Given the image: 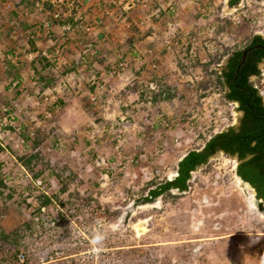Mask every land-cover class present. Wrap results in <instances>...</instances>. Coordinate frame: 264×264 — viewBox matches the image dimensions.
<instances>
[{
    "label": "rangeland",
    "instance_id": "374dc122",
    "mask_svg": "<svg viewBox=\"0 0 264 264\" xmlns=\"http://www.w3.org/2000/svg\"><path fill=\"white\" fill-rule=\"evenodd\" d=\"M222 4L0 0V106L15 117L0 132V231L16 239L0 264L241 262L221 238L241 212L231 193L247 203L226 154L192 172L186 193L136 205L118 226L233 123L210 66L264 34V0L225 16ZM31 58L46 64L35 77ZM252 84L264 95V64Z\"/></svg>",
    "mask_w": 264,
    "mask_h": 264
},
{
    "label": "trees",
    "instance_id": "16d2710c",
    "mask_svg": "<svg viewBox=\"0 0 264 264\" xmlns=\"http://www.w3.org/2000/svg\"><path fill=\"white\" fill-rule=\"evenodd\" d=\"M237 1L238 0H232L233 3H236ZM255 39L257 41H262L261 37L259 36H257ZM261 55H264V52ZM259 60L260 59L257 61ZM30 62L34 67V77L41 74L42 69L46 66L45 63L42 61L39 62V60H35V58H31ZM37 65H39V68H37ZM10 66L12 68L15 66L18 68L17 63H9L8 67ZM235 70L236 65H234L232 69H228L227 71L225 70L222 75H219L217 80L219 86L222 87L223 83L221 81V77H224L225 82L230 87H232L234 90L233 92H235L238 88L235 86V81L233 80ZM251 73L256 76H258L260 73V70L255 66V63L251 64ZM242 84L245 88H248L249 91H255L252 87H248L244 82ZM90 88H96L94 82ZM233 92L227 94L229 99H234V97H236ZM148 93H151V91H148ZM153 96V101H156L158 99L157 95ZM240 109L244 110V115L241 119V126L238 131H236L234 128H229L227 131L213 136L205 144L201 151L189 152L177 163V175L172 180H167L164 183L157 185L155 188L148 190L147 195L142 200L146 203H152L158 197L169 194L172 190H175L178 193L187 192L188 181L191 179L192 172L197 168V166L206 163L208 158L217 150H221L225 154H237L241 162L237 165L235 174L243 182L248 183L255 191V198L257 200H261L259 203V209L264 211V106L261 104V98L255 96L254 93L250 101H247L246 99L241 101ZM11 116L13 119H15L13 114ZM7 127L9 128L10 126L7 125ZM25 139L27 142L30 141L29 143L32 146H37L39 143V141L34 139L28 140V137ZM2 149L4 148L0 144V151H2ZM247 156H250V158L244 160ZM34 157L35 156H31V158H28L24 165L26 164L29 166ZM2 166L3 164L0 163V168ZM36 176L37 175L34 177ZM46 203H48V199L43 202V204ZM13 243H16V239L15 237H12V234H6L0 231L1 252L5 248L4 244L13 245Z\"/></svg>",
    "mask_w": 264,
    "mask_h": 264
},
{
    "label": "crops",
    "instance_id": "0c3cea01",
    "mask_svg": "<svg viewBox=\"0 0 264 264\" xmlns=\"http://www.w3.org/2000/svg\"><path fill=\"white\" fill-rule=\"evenodd\" d=\"M3 90L5 91V87ZM1 108L4 107L1 105L0 109ZM222 154L225 153L223 152ZM226 155L229 156V154ZM236 164L237 162H235V165ZM175 175L176 172L174 173V176ZM174 176L168 177V180L172 179ZM234 179H236L235 171ZM231 194L233 198L231 203L230 200H228L227 207L230 206L232 210H235L236 208V210H241V212H236L238 220L233 214L229 217L230 219H227L230 221L228 227L231 232H228L224 237H221L226 239L224 243H227V247L230 251V254H228L227 257L229 259H241L242 263L238 260L235 261V264H264V216L261 217L258 210L252 208V206H248L247 203L241 199L239 192ZM233 200L236 201L235 204H233ZM247 214L250 215V218H246ZM212 239L214 238H205L204 240L212 241Z\"/></svg>",
    "mask_w": 264,
    "mask_h": 264
},
{
    "label": "flooded vegetation",
    "instance_id": "af4514ba",
    "mask_svg": "<svg viewBox=\"0 0 264 264\" xmlns=\"http://www.w3.org/2000/svg\"><path fill=\"white\" fill-rule=\"evenodd\" d=\"M231 3L232 0H230ZM259 36L261 37L262 41H257L255 38ZM245 52L244 58L243 53ZM264 52V36H261L260 34H254L249 42L246 43L241 49L232 51L231 54L228 55L226 58L225 63L223 64L221 71L219 72L220 75L228 69H232L234 65H236V70L234 73L233 80L235 81V86L238 87L235 92H233V88L230 87L226 82L224 77H221V81L223 83V95H224V101L234 106L233 108L239 112V116L237 119V124L229 126V128H234L236 131L241 126V119L244 115V110L240 109L241 101L247 100L250 101L253 94L255 93V96H258L261 98V104L264 106V101L262 96L258 93L256 86L252 84L253 78H256V75H253L251 73V64L255 63V66L260 70V64L264 63V55H261ZM239 54V56H238ZM261 56V57H260ZM260 59L259 61H257ZM228 68V69H227ZM245 83L248 87H252L254 92H251L248 90V88H245L242 83ZM238 90V91H237ZM234 93L236 97L234 99H229L227 97V94ZM228 128V129H229ZM227 131V130H224ZM223 131V132H224ZM221 133V132H220Z\"/></svg>",
    "mask_w": 264,
    "mask_h": 264
},
{
    "label": "water",
    "instance_id": "95a60500",
    "mask_svg": "<svg viewBox=\"0 0 264 264\" xmlns=\"http://www.w3.org/2000/svg\"><path fill=\"white\" fill-rule=\"evenodd\" d=\"M240 7H243L242 0H238L236 3H231L230 0H223L222 9H221V16H225L226 14H228L233 9L240 8ZM256 34H260L261 36H264V34H262L261 32H257ZM244 55H245V52L243 53V58H244ZM226 58L222 62H220V63H218L216 65L210 66V67L211 68L212 67H215L220 72L223 64L226 61ZM263 64L264 63L260 64V73L263 72ZM253 79H255V78H253ZM257 91H258V89H257ZM259 94L262 96L263 101H264V95H262L261 93H259ZM230 110H231V115H232V118H233V123H231L229 126L237 124V119H238V116H239V112H237L234 108H231ZM229 126L223 127L220 132H223L224 130H227L229 128ZM220 132H218V133H220ZM218 133H215L213 136H215ZM204 146L201 147L199 150H195V151L196 152L201 151L204 148ZM222 153H223V151L217 150L213 155H211L208 158L207 162L210 159H218V157ZM229 156L237 162V164L234 167V171H236V167L241 162V160H239L237 154H233V155H229ZM249 158H250V156H247L244 160H247ZM207 162L204 163V164H201V165L197 166V168L193 172H198L199 169L204 168V166L207 164ZM176 175H177V171H176ZM193 177L194 176L191 174V179L189 181H191L193 179ZM235 178H236L237 186L242 189V192H243L244 196L246 197L247 205L248 206H252L256 210H258L260 212V214H261V217H263L264 216V211H262V210L259 209V203L261 202V200H257L255 198V191L251 188V186L248 183L243 182L236 174H235ZM172 179H170V180H172ZM172 192L178 193L175 190H172ZM143 198H145V196L131 201V203L129 204V206L126 208V210L122 214V221H121V223L118 226H124V224H125V222L127 220V217L130 214V212H131V210L133 209L134 206H136V205H142L143 206V205L146 204V202H144L142 200ZM263 207H264V203H263Z\"/></svg>",
    "mask_w": 264,
    "mask_h": 264
},
{
    "label": "built area",
    "instance_id": "2783aa9c",
    "mask_svg": "<svg viewBox=\"0 0 264 264\" xmlns=\"http://www.w3.org/2000/svg\"><path fill=\"white\" fill-rule=\"evenodd\" d=\"M144 1L147 2L148 0H144ZM153 1H157L158 3H160L161 0H150V2H153ZM54 17H58V14L56 13L54 15ZM121 65L122 64H120V66ZM149 89L150 90L154 89V85L152 83L149 84ZM11 115L12 114L10 113L8 108L0 109V132H4L5 131V127H7V125H8V122L10 123L13 120ZM16 257H17V260L19 262H23V260H24V255L23 254H18Z\"/></svg>",
    "mask_w": 264,
    "mask_h": 264
},
{
    "label": "clouds",
    "instance_id": "9594fccd",
    "mask_svg": "<svg viewBox=\"0 0 264 264\" xmlns=\"http://www.w3.org/2000/svg\"><path fill=\"white\" fill-rule=\"evenodd\" d=\"M169 181H170V180H169ZM101 242H102L101 237L96 236V237L93 238V244H94V245H99Z\"/></svg>",
    "mask_w": 264,
    "mask_h": 264
}]
</instances>
